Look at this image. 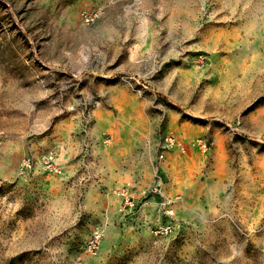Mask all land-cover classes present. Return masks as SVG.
<instances>
[{
	"label": "rangeland",
	"instance_id": "1",
	"mask_svg": "<svg viewBox=\"0 0 264 264\" xmlns=\"http://www.w3.org/2000/svg\"><path fill=\"white\" fill-rule=\"evenodd\" d=\"M0 264H264V0H0Z\"/></svg>",
	"mask_w": 264,
	"mask_h": 264
},
{
	"label": "built area",
	"instance_id": "2",
	"mask_svg": "<svg viewBox=\"0 0 264 264\" xmlns=\"http://www.w3.org/2000/svg\"><path fill=\"white\" fill-rule=\"evenodd\" d=\"M197 147L199 149V151L202 154H207L209 151V145L207 143L206 140L204 139H199L197 142ZM177 150L180 153H184L185 150V146L182 144V142L176 138L175 135H167L162 142V152L159 156L160 159L164 158V155L166 152H170L172 150ZM52 161V157H50L48 159V163H50ZM26 167H30L29 162L25 163ZM49 167H52V165H50ZM158 186L154 188V190H152V193H157L158 192ZM123 196V200H124V208H128L130 211L133 210L135 208V202L134 200L126 193L122 194ZM172 231V226L167 224L165 226L160 227L159 229H157L155 231V234H167L169 232ZM103 233L100 230H96L93 235L91 236V238L89 239V241L85 244V246L83 247L84 249H86L87 251L94 253L98 250L101 239H102Z\"/></svg>",
	"mask_w": 264,
	"mask_h": 264
}]
</instances>
